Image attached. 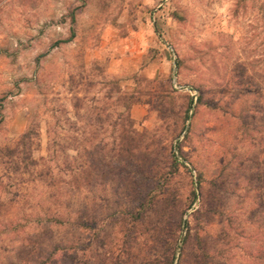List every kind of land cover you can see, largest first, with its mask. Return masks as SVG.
Here are the masks:
<instances>
[{"label": "rangeland", "instance_id": "374dc122", "mask_svg": "<svg viewBox=\"0 0 264 264\" xmlns=\"http://www.w3.org/2000/svg\"><path fill=\"white\" fill-rule=\"evenodd\" d=\"M172 254L264 264V0H0V264Z\"/></svg>", "mask_w": 264, "mask_h": 264}, {"label": "trees", "instance_id": "16d2710c", "mask_svg": "<svg viewBox=\"0 0 264 264\" xmlns=\"http://www.w3.org/2000/svg\"><path fill=\"white\" fill-rule=\"evenodd\" d=\"M200 101H201V95L199 94L198 102H200ZM27 136H28V131H26V132L22 135V138L27 137ZM178 148H179V146H178ZM127 149H129V147L126 146L124 139H121L120 142H119V151H125V150H127ZM171 156H172L173 163H181V162L178 161L177 157L175 156V154H174L173 152H172ZM42 160H44V158H42ZM181 164H182V163H181ZM198 185H200V180H198ZM192 194H193V198H192V200H194V199H195V194H194V192H193ZM198 212H199V210H198V209H195V210H194V215H196ZM74 222H75V223L77 222V226H78V227H82V226L85 225L82 221H80L79 218H78V219H75ZM186 224H187V222H186ZM187 234H188V233H187ZM199 247H201V243H200V242H197V246H196V248H199ZM200 252H202V254H204V257H205L206 259L208 258V257H207V256H208V253H206V252L204 251L203 248L200 250ZM183 256H184V254L182 255V257H183ZM49 257H50V256H48L47 259L44 258V257H42V258H38V261L36 262V264H46V263L48 262V260H49ZM173 258H174V256H173V254H172V257H171L170 259H168V262H166L165 264H172V262H173ZM205 261L208 262V264H212V262L210 263V261H208V260H205ZM178 264H184V261L182 260V258L179 259Z\"/></svg>", "mask_w": 264, "mask_h": 264}]
</instances>
